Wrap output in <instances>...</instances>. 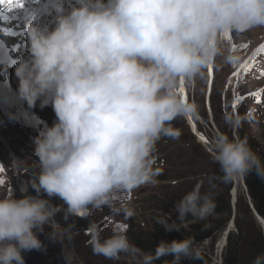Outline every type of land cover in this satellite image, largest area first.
<instances>
[{
  "label": "clouds",
  "instance_id": "1",
  "mask_svg": "<svg viewBox=\"0 0 264 264\" xmlns=\"http://www.w3.org/2000/svg\"><path fill=\"white\" fill-rule=\"evenodd\" d=\"M55 27L29 21V56L15 68L18 90L30 106L51 103L56 114L34 138L40 172L31 182L37 195L0 197V264H25L22 252L39 250L37 232L48 224L49 238L64 245L67 264L78 261L74 223L63 218L83 217L92 209L112 207L113 197L145 185H155L160 169L154 153L162 137L179 139L173 121L197 114L198 106L177 93V84L206 69L235 64L239 57L222 43L221 34L243 33L264 27V0H74L70 10L57 5ZM225 123L239 128L242 117L226 114ZM212 157L223 183L255 172L264 180V159L249 137L230 139L218 133L211 143ZM197 183L175 205L178 219L204 220L216 207ZM48 197L60 198L66 208ZM131 216L132 212L126 213ZM166 231L179 230L168 217L160 218ZM94 255L117 260L127 254L137 264H155L165 256L200 259L192 237L161 240L154 252L129 241L126 232L113 231L101 239L91 225ZM253 264H264V253Z\"/></svg>",
  "mask_w": 264,
  "mask_h": 264
},
{
  "label": "rangeland",
  "instance_id": "2",
  "mask_svg": "<svg viewBox=\"0 0 264 264\" xmlns=\"http://www.w3.org/2000/svg\"><path fill=\"white\" fill-rule=\"evenodd\" d=\"M70 8L71 6L68 10ZM0 18L3 19V22L0 20V23H2L0 25L3 26L0 28V168H2V171H0V181H2L0 182V197L12 193L16 197L15 191L22 197L23 194L17 186L18 182L28 187L27 189L32 195H37L35 189L30 185L38 177L34 171L35 166H37V169L39 168L38 158L34 155V138L46 126H52L57 117L51 103L42 107L40 100H37L34 106H30L20 96L18 90L19 80L15 74V68L21 60H19L20 57L14 56L8 58V52L12 46L17 45L16 42H20L21 37H18L19 32L15 33L14 40L6 35L12 29L14 17L11 18L12 20L6 19V17ZM4 20L11 21L7 23ZM2 29L6 34L1 32ZM15 38H17V41ZM221 39L222 43L230 47L239 59L235 64H225L221 67L219 66L220 58H217V63L212 65L213 77L210 89L212 98L216 105L223 108L224 117L230 112L228 110L225 113L227 105H229L232 115L239 116V113L241 114L249 131L255 132L258 137L255 151H258V155L264 156V51H259L260 46L264 45V27H256L243 33L230 32L227 35L222 34ZM18 48L22 49L25 58L29 56V46ZM237 71L239 72L237 73ZM208 76L206 69L203 78L196 77L191 82L183 80V85H181L180 80L177 84V93L183 95L180 92V88L183 86L189 102L195 103L199 107H202V103H204L206 107L207 90L211 78V76ZM210 114L207 110L208 124L199 114H189L199 137L201 135L200 131L202 132L203 140L198 139L196 136L195 140H192L183 135L181 118L173 121V127L179 128L182 136L179 139L162 137L158 141L154 158L155 167H158L161 171L156 178L158 182L155 185L149 184L131 191L118 192L113 197L112 207L105 206L101 209L91 210L92 218L95 220L101 239L109 237L113 231L117 230L126 232L129 237L131 230L137 229V226L152 229L161 217H168L169 220L174 222V225L178 226L176 223L180 220L175 218L178 217L179 213L175 209V205L168 202V200L172 198L171 200L179 201L181 199V187H184L188 193L195 184L199 183L197 178L188 180H182L181 178L183 168L187 167L183 157H181V144H199L201 149L207 153L206 156L212 157L211 143L220 132L217 125L211 121ZM224 117L223 121L225 122ZM216 183L223 192L227 189L231 204L233 199L231 190L234 188L235 182L232 181L226 184L218 179L214 184ZM239 186L236 185V190L238 189L236 196L237 199L239 197L243 199L240 202L242 205L246 197ZM129 211L132 212L130 217L126 215ZM217 217L218 215L212 213L206 219ZM194 219L201 221L197 218ZM86 224L91 227V223L87 222ZM121 225L127 227H120ZM45 226L47 225L43 226L42 232H37L38 238L42 242V248L37 250L39 256H35L32 250L22 252L25 264H53L54 259L51 256L47 257L49 248L44 247L43 234L45 230H48V227ZM225 228L219 231L212 240L202 244L212 257L211 264H224L223 250L225 246L220 250V257L216 256V251L220 236ZM229 233L231 236L236 235L238 233L237 228L234 226ZM81 235L87 236L88 233H81ZM120 260L137 261L130 255L123 253L119 259L114 261Z\"/></svg>",
  "mask_w": 264,
  "mask_h": 264
},
{
  "label": "trees",
  "instance_id": "3",
  "mask_svg": "<svg viewBox=\"0 0 264 264\" xmlns=\"http://www.w3.org/2000/svg\"><path fill=\"white\" fill-rule=\"evenodd\" d=\"M209 108L211 113V121L217 125L219 132L226 134L230 139L234 137L243 138L245 135L249 137V144L255 151L257 149L258 137L256 133L249 131L247 123L244 122L242 118V124L239 128H234L227 125L223 121L224 112L221 106L215 104L212 98V91L209 93ZM230 111L229 105L226 107V111ZM199 114L208 124V115L205 104L202 103V107L198 106ZM238 116V115H237ZM241 117V114L239 113ZM181 130L183 135H186L192 140H195V135L191 132L188 122L185 117H181ZM200 134L202 132L200 131ZM182 136V135H181ZM198 143V142H197ZM181 144V157H183L184 163L187 167L183 168L181 172L182 180H188L190 178H197L198 182L201 183V193H209L215 201L216 207L214 214L218 215L215 219L206 220H195L194 217L189 214L182 221L176 223L179 230L173 229L171 231H166L163 224L157 223L153 228H143L137 226V229L131 230L129 241L136 244L143 251L154 252L155 247L161 240L169 241L172 240H182L184 237H192L194 240V247L199 249L201 258L200 259H188L181 258L180 264H211L212 257L209 252L203 247V243L212 240L215 235L223 230L231 217L232 207L230 204V197L227 189L223 192L221 188L217 186V181L222 176L220 167L214 162L213 157H207L206 152L201 149L199 144L190 145L189 143ZM264 159V156H261ZM35 166V174L38 176L40 172V166L37 169ZM181 180V181H182ZM250 201L257 211V213L264 218V180H261L255 172L248 174L243 177ZM196 185V184H195ZM215 191V192H213ZM184 187H181V198L186 194ZM245 193V191H244ZM16 198H21L20 194L15 191ZM41 196L45 199H50L51 203L54 205H60L61 209L66 208L67 205L56 197H48L47 194L41 192ZM246 197V195H245ZM172 199V198H171ZM169 199L168 202L176 205L177 200ZM243 201L240 197L235 203V217L234 225L237 228L238 233L231 236L229 233L227 237V243L223 250V262L224 264H253L254 259L258 254L264 253V236L262 229L256 224V220L252 214V211L248 205L247 198H244V204H240ZM175 207V206H174ZM176 209V208H175ZM165 218L166 217H161ZM175 219H178L176 217ZM56 220L61 224L74 223V240L73 244L75 247V253L78 261L82 260L83 264H137V261H114L112 259H106L101 255H94L89 240L91 239V227L86 223L89 222L91 225L95 220L92 215H86L83 217L79 216H69L67 220L63 218V212L56 216ZM169 223H172L168 219ZM52 232V228L44 231L43 238L45 239L44 247H48V253L54 261L53 264H67L63 248L64 245L60 242H53L49 238V233ZM88 233L87 236L81 235V233ZM83 237V238H82ZM35 256H39L37 250H32ZM173 260L172 256L162 257L160 260L155 261V264H165V262H171Z\"/></svg>",
  "mask_w": 264,
  "mask_h": 264
},
{
  "label": "bare ground",
  "instance_id": "4",
  "mask_svg": "<svg viewBox=\"0 0 264 264\" xmlns=\"http://www.w3.org/2000/svg\"><path fill=\"white\" fill-rule=\"evenodd\" d=\"M104 2L107 3V0H104ZM2 10L3 11H2L0 17H6V19H11L12 17H14V14H13L15 12L14 10L11 12V11L8 10L7 7H4ZM10 32L11 31H8V33L6 35H8L11 40H14L15 32H12V33H10ZM18 37H21V40H20V42L18 44V47L22 46V47L25 48V47L29 46V38H28V35H27L26 28H23V30L19 32ZM221 38H222V34H221L220 39ZM15 39L17 41V38H15ZM221 41H222V39H221ZM18 47L15 50H13V48L12 49L11 48L9 49V52H8L9 53V56H8V58H10V56H12V57L14 56V57H20L19 60L25 59V56H23V53H22L23 52L22 49L21 48H18ZM211 67H212V65H211ZM212 71H213V69H212ZM207 74L209 75V68L207 69ZM209 77H210V75H209ZM212 77H213V72H212V75H211V79H212ZM188 117L191 119L190 115H188ZM234 182H235L234 183L235 186L233 185L234 188L231 190V195H232L231 197L233 198L232 201H231L232 203L235 201V199L237 200V196L236 195H237V190L238 189L236 190V185H240L239 187H241L242 190H243V192H244V187L242 186V183H241V177L238 178V179H236V180H234ZM18 183H20L19 184V187H20V191H21V188L22 187H25V186L22 185L21 182H18ZM22 194L24 195V193H22ZM27 194H31L28 189H27ZM235 203H236V201H235ZM256 222H257V220H256ZM257 224L259 225L260 228H262V230H264V222L263 223L257 222ZM229 231H230V226H229ZM224 240H225V233H222L221 236H220L219 242L217 241L218 242L217 251H216V256L217 257L218 256L220 257L219 253H220V250H221V248L223 246Z\"/></svg>",
  "mask_w": 264,
  "mask_h": 264
},
{
  "label": "water",
  "instance_id": "5",
  "mask_svg": "<svg viewBox=\"0 0 264 264\" xmlns=\"http://www.w3.org/2000/svg\"><path fill=\"white\" fill-rule=\"evenodd\" d=\"M208 95H209V92H208ZM208 95H207V103H208ZM209 106V104H207V107ZM186 119L188 120V123H189V126H190V130L192 131V133L199 139V136H198V133L195 129L194 126V123L192 121V119H190L188 116H186ZM241 183H242V186L244 187V191H245V195H246V198H247V202H248V205L252 211V214L255 218V220H257V222H261L263 223L264 222V218H262L258 213L257 211L254 209L251 201H250V198H249V195H248V192H247V189H246V186H245V183H244V180H243V177H241ZM236 201V199H235ZM235 201L232 204V217L230 218L225 230L223 231V233H225V240H224V243H223V246L226 245V240H227V234L230 232L229 231V226H230V230L235 226L234 225V217H235ZM262 229V228H261ZM262 233H263V236H264V230H262ZM222 246V247H223ZM222 249V248H221Z\"/></svg>",
  "mask_w": 264,
  "mask_h": 264
},
{
  "label": "snow or ice",
  "instance_id": "6",
  "mask_svg": "<svg viewBox=\"0 0 264 264\" xmlns=\"http://www.w3.org/2000/svg\"><path fill=\"white\" fill-rule=\"evenodd\" d=\"M0 2H3V0H0ZM8 3H16L18 6H22V3H21V0H8ZM230 32H227V33H224V34H229ZM259 51H264V45H261L260 48H259ZM245 67H247V65H245ZM209 75L211 76L212 75V67L211 65L209 66ZM181 85H183V78H181ZM211 89V80L209 82V90ZM180 92L183 94L184 98L187 99L186 97V93H185V89L183 88V86H181L180 88ZM195 127V126H193ZM200 139H204L203 135L201 134ZM0 171H2V168H0ZM2 182V181H0ZM120 227H124L126 228L127 226L126 225H121Z\"/></svg>",
  "mask_w": 264,
  "mask_h": 264
}]
</instances>
